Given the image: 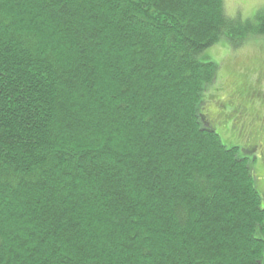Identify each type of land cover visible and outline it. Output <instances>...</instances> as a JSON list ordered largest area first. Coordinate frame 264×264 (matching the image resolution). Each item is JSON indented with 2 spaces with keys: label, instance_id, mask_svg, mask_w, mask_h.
Wrapping results in <instances>:
<instances>
[{
  "label": "trees",
  "instance_id": "16d2710c",
  "mask_svg": "<svg viewBox=\"0 0 264 264\" xmlns=\"http://www.w3.org/2000/svg\"><path fill=\"white\" fill-rule=\"evenodd\" d=\"M260 18L0 0V264H262L264 194L204 112L218 66L199 59Z\"/></svg>",
  "mask_w": 264,
  "mask_h": 264
},
{
  "label": "rangeland",
  "instance_id": "374dc122",
  "mask_svg": "<svg viewBox=\"0 0 264 264\" xmlns=\"http://www.w3.org/2000/svg\"><path fill=\"white\" fill-rule=\"evenodd\" d=\"M225 6L239 22L238 30L243 24L256 26L264 16V0H225ZM249 31L224 35L201 52L199 59L218 66L217 80L204 95V112L218 125L224 143L238 145L240 154L250 158L264 194V34ZM237 108L240 114L234 115Z\"/></svg>",
  "mask_w": 264,
  "mask_h": 264
}]
</instances>
